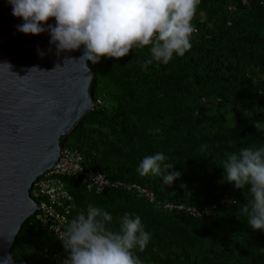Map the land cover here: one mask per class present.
Segmentation results:
<instances>
[{"label": "trees", "instance_id": "obj_1", "mask_svg": "<svg viewBox=\"0 0 264 264\" xmlns=\"http://www.w3.org/2000/svg\"><path fill=\"white\" fill-rule=\"evenodd\" d=\"M193 25L191 50L166 65L144 64L150 46L89 61L94 107L62 147L69 140L86 170L141 186L158 205L216 208L199 221L134 192L95 195L66 178L74 204L69 222L89 204L113 216L107 227L114 232L125 212L139 215L151 233L143 251L132 250L142 264H264V230L251 229L241 211L253 196L226 182L222 167L231 152L264 147V0H201ZM157 152L181 173L170 185L137 172ZM226 197L232 202L222 203ZM37 228L32 216L12 249L15 264H47L44 248L67 256L57 238Z\"/></svg>", "mask_w": 264, "mask_h": 264}, {"label": "clouds", "instance_id": "obj_2", "mask_svg": "<svg viewBox=\"0 0 264 264\" xmlns=\"http://www.w3.org/2000/svg\"><path fill=\"white\" fill-rule=\"evenodd\" d=\"M12 15L21 18L17 30L39 35L48 31L50 43L60 51L84 46L80 60L97 63L102 57L120 59L133 48L150 46V59L168 64L175 54L183 57L192 48L197 32L193 25L201 0H8ZM55 18V25L47 22ZM47 25V27H45ZM41 57L44 52L37 47ZM8 65V64H3ZM94 101V100H93ZM93 110V109H92ZM61 145V149H62ZM162 152L143 158L137 172L141 176L160 175L165 184L181 177ZM225 181L237 189L246 186L253 196L248 216L253 230H264V147H242L226 155L222 166ZM186 187V185H181ZM113 216L92 204L68 224L60 241L67 253L63 264H142L133 254L143 251L151 239L139 215L125 212L118 232L107 225Z\"/></svg>", "mask_w": 264, "mask_h": 264}, {"label": "water", "instance_id": "obj_3", "mask_svg": "<svg viewBox=\"0 0 264 264\" xmlns=\"http://www.w3.org/2000/svg\"><path fill=\"white\" fill-rule=\"evenodd\" d=\"M22 23L0 0V264H15L16 239L37 211L33 184L56 165L62 140L94 107V74L80 60L84 46L58 53L48 31L24 34L16 27ZM47 23L54 26L55 18Z\"/></svg>", "mask_w": 264, "mask_h": 264}, {"label": "built area", "instance_id": "obj_4", "mask_svg": "<svg viewBox=\"0 0 264 264\" xmlns=\"http://www.w3.org/2000/svg\"><path fill=\"white\" fill-rule=\"evenodd\" d=\"M66 178L81 181L88 193L102 195L126 190L134 192L139 197H145L153 205H158L152 192L138 185L111 181L101 173L86 170L83 165V156L78 150L62 148L56 165L41 176L30 190V196L37 204V211L33 215L37 229L53 235L59 241L74 210L73 197L64 183ZM224 202L231 203L232 199L226 197L222 203ZM158 207L170 212H184L199 221L209 217L216 208L213 206L198 210L185 204H165L164 206L159 204ZM65 258L60 252L49 248H44L41 252V259L47 264H63Z\"/></svg>", "mask_w": 264, "mask_h": 264}, {"label": "rangeland", "instance_id": "obj_5", "mask_svg": "<svg viewBox=\"0 0 264 264\" xmlns=\"http://www.w3.org/2000/svg\"><path fill=\"white\" fill-rule=\"evenodd\" d=\"M99 96V94L98 93H96V97H98ZM63 147H70V141L68 140V141H66L64 144H63Z\"/></svg>", "mask_w": 264, "mask_h": 264}]
</instances>
